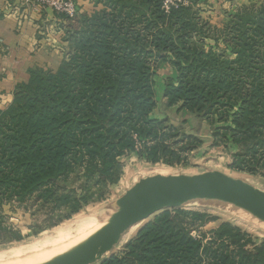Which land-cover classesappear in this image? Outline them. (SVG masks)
<instances>
[{
    "label": "trees",
    "instance_id": "obj_1",
    "mask_svg": "<svg viewBox=\"0 0 264 264\" xmlns=\"http://www.w3.org/2000/svg\"><path fill=\"white\" fill-rule=\"evenodd\" d=\"M137 1L147 9L162 6L159 0ZM197 1L171 9L172 15L189 12ZM88 15H60L65 29L77 37L69 59L56 71L30 70L16 86L11 105L0 109V206L6 201L35 205L42 222L31 228L53 227L84 204L101 201L122 174L120 161L132 153L150 164L186 163L202 143L166 118H155L158 106L210 122L213 145H238L232 169L264 175L260 84L254 81L245 89L240 69L221 68L218 57L185 49L188 37L179 36L175 45L168 33L153 34L144 43L139 34L121 32L101 12ZM247 48L242 43L237 50L238 61L247 59ZM166 50L178 60L172 62L176 76L167 79L158 95L149 60L165 62ZM229 90L245 95L243 108L226 124L232 105L225 100ZM186 218L192 226L210 220L208 215L165 210L119 253L97 264H201L202 257L209 258L208 264H264V240L225 222L203 243L204 238L195 239L187 231ZM17 235L0 218V240Z\"/></svg>",
    "mask_w": 264,
    "mask_h": 264
},
{
    "label": "rangeland",
    "instance_id": "obj_2",
    "mask_svg": "<svg viewBox=\"0 0 264 264\" xmlns=\"http://www.w3.org/2000/svg\"><path fill=\"white\" fill-rule=\"evenodd\" d=\"M72 1L78 13L84 16H87L89 13L88 16H93V12H101L108 20H112L115 23L114 25L117 29L121 28V32L139 34L144 39V43H148V40H151L150 36L153 34L162 36V34L168 33L172 40L175 41V45H178L181 41V39H178L179 36L182 39L188 37L185 49L190 46L198 51L200 50L205 55L210 54L212 58L213 55L218 57L221 62L219 67L221 68L240 69L239 75L245 84V89L251 87V83L256 81L262 89L259 99L263 98V2H250L229 6L226 4L227 0H198L194 6L190 7L189 12H176L173 16L171 10L166 11L162 6L158 9L152 6L147 9L146 6H140L141 4H138L139 1L137 0ZM99 1L102 2L99 4ZM120 9L122 11L119 12ZM0 16L14 19L15 28L21 33L25 28L27 30L30 27L33 31L31 39V42H33L31 44L32 48L35 53H41L43 56L42 61L38 59L35 62L37 63L35 64L36 66L23 72L21 75L11 73V69L7 70L5 68L7 65L0 63V109L5 110L14 100V95L17 92L16 86L26 80L30 70L56 71L59 66L69 59V54L77 43V37L73 36V31L65 29L66 23L64 17L55 14L50 8L39 5L35 1L27 2L26 0H20L16 4L6 1L2 11L0 10ZM4 42L5 40L0 39V58L3 57L5 52ZM242 43L248 46L247 59L245 61H238L237 50L240 49ZM149 50L153 51L151 48ZM165 52L164 55L167 57L165 62H162L160 58L149 60V64H151L153 73L155 74L154 80L158 95L163 92L167 79L171 78L169 74L172 73L173 79L176 76V72H173L175 68L172 62L178 60L170 51L166 50ZM181 64L182 66H186L185 62H181ZM188 77H192V73L188 74ZM203 77L204 75L201 73L200 78L203 79ZM11 78L13 79V83L10 84ZM242 92L235 94L232 90H229L226 94V97H228V99H225L227 100L226 102L230 101L232 104L230 105L229 112L225 115L227 119L226 124H230L233 114L238 113L240 108H243L242 97L245 95V92ZM246 95L250 96V94ZM160 108L161 112L159 115L165 114L163 118H166L170 125L178 128L180 131L186 134L194 133L199 122H206L211 128L210 136H213V124L210 122L205 120L199 121L194 114L188 112L185 114L179 112L170 113L171 111H168L166 108ZM221 125L217 123L215 126L219 127ZM213 141L214 138L212 137L211 143L204 154L201 153V149L199 150L200 146L191 155H188L186 163L180 165L171 166L162 163H146L136 153L122 158L120 161L123 164L122 174L119 176L118 181L108 186L107 193L102 200L84 204L77 213L72 214L69 218L53 227L33 230L31 227L36 222H42V217L38 214L36 206L30 207L28 204L18 205L12 201H6L0 206V218H2V222L6 227L18 232L19 235L9 241L0 240V253H5L22 246H30L44 238L55 239L65 228L67 229L74 224L83 223L87 220L94 219L103 223L110 215L116 212L117 208H120L117 200L127 190L141 180L154 175H195L201 172L200 165H203L202 170L209 168H213V170L219 169L228 176L246 181L264 191V175L262 173L250 174L244 170H235L234 167L232 169V155L238 152L237 144L230 143L224 146L222 143H219L213 145ZM234 209L232 206L219 202L194 201L185 204L180 210H183L185 213L208 215L210 217L209 221L200 225L196 224L195 226H192L188 218L184 219L183 222L185 228L193 238L198 240L204 238L203 243L209 241L212 231L225 222L247 232L256 240L263 241L264 226L262 223H259L258 220L249 214L241 210L238 211L239 209ZM100 213H102V216ZM161 213H156L131 227L123 235L119 245L105 255L103 260L119 253L126 242ZM95 214L98 215L96 216ZM54 216L57 218L59 215L58 213H54ZM181 217L184 218L183 215ZM257 223L261 224V226H258ZM202 258L201 264H208L209 258Z\"/></svg>",
    "mask_w": 264,
    "mask_h": 264
},
{
    "label": "water",
    "instance_id": "obj_3",
    "mask_svg": "<svg viewBox=\"0 0 264 264\" xmlns=\"http://www.w3.org/2000/svg\"><path fill=\"white\" fill-rule=\"evenodd\" d=\"M213 201L242 208L264 222V191L219 171L195 175L147 177L118 200V211L91 236L66 251L36 264H97L119 245L134 225L165 210L192 201Z\"/></svg>",
    "mask_w": 264,
    "mask_h": 264
},
{
    "label": "crops",
    "instance_id": "obj_4",
    "mask_svg": "<svg viewBox=\"0 0 264 264\" xmlns=\"http://www.w3.org/2000/svg\"><path fill=\"white\" fill-rule=\"evenodd\" d=\"M6 1H10L14 4L20 2V0H0V10L2 11L4 7V3ZM250 2H260L264 3V0H227V5H242L247 4ZM34 18V16H33ZM15 20L14 19H8L5 17L0 16V39L5 40V52L3 57L0 58V63L7 65L5 67L7 70L11 69V73L21 75L23 72L29 70L30 68L36 66L35 63L40 59L43 60V56L41 53H35L34 49L32 48L33 42H31L33 31L30 27L25 28V30L21 33L16 30L15 28ZM30 42V43H29ZM170 72H172L170 70ZM175 72V71H173ZM171 78H173L172 73L169 74ZM18 77V76H17ZM10 84L13 83V79L11 78ZM161 112V108L158 106V108L155 110L153 116L155 118H161L164 115H159ZM177 113L176 111H171L170 113ZM179 113H187L186 111H180ZM196 130L194 133H188L189 135L195 136L200 142H202L201 153L204 154L207 147L210 145L212 137L210 136L211 128L206 122H199L196 126ZM201 154V155H202ZM203 165H200L201 172L197 174H201L208 171H219L222 172L219 169L209 168L202 170ZM225 174V173H224Z\"/></svg>",
    "mask_w": 264,
    "mask_h": 264
},
{
    "label": "bare ground",
    "instance_id": "obj_5",
    "mask_svg": "<svg viewBox=\"0 0 264 264\" xmlns=\"http://www.w3.org/2000/svg\"><path fill=\"white\" fill-rule=\"evenodd\" d=\"M198 201H202V200H198ZM192 202H194V201H192ZM202 202H204V201H202ZM227 205L232 206L233 209L234 208L237 210L239 209L238 211L241 210L242 212L249 214L250 216L254 217L256 220H258L259 223H262V225L264 226V222L262 220L258 219L256 216L249 213L248 211H246L242 208H239L237 206L234 207V205H231V204H227ZM104 211H101V212L105 213L106 211L105 212ZM117 211H118V208H117L116 212ZM116 212H114L112 215H110L106 219V221H104L103 223L99 222V220H94V219L87 220L83 223L81 222V223L74 224V225L68 227L67 229L64 227L65 230L55 239L44 238V239H41L37 243L32 244L30 246H22V247H18L16 249H14V250L7 251L5 253H0V264H36V263L43 262L49 258H52L58 254H61L62 252L69 249L70 247L82 242L84 239L91 236L105 222H107ZM100 214L102 216V213H100ZM106 216H107V214H106ZM93 217H94V215H93ZM103 217H105V216H103ZM244 220H245V218H244ZM246 221H247V219H246ZM254 223H252V224H254ZM259 223H257L258 226L259 225L261 226V224H259ZM255 226H257V225L255 224ZM64 248H66V249H64Z\"/></svg>",
    "mask_w": 264,
    "mask_h": 264
},
{
    "label": "built area",
    "instance_id": "obj_6",
    "mask_svg": "<svg viewBox=\"0 0 264 264\" xmlns=\"http://www.w3.org/2000/svg\"><path fill=\"white\" fill-rule=\"evenodd\" d=\"M27 2L35 1L39 5L50 8L57 15H63L67 18H73L78 14L77 8L72 0H26ZM162 7L169 11L179 7H186L191 4V0H159Z\"/></svg>",
    "mask_w": 264,
    "mask_h": 264
}]
</instances>
